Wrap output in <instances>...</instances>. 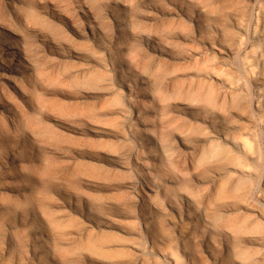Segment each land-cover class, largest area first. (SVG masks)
<instances>
[{
  "label": "rangeland",
  "instance_id": "rangeland-1",
  "mask_svg": "<svg viewBox=\"0 0 264 264\" xmlns=\"http://www.w3.org/2000/svg\"><path fill=\"white\" fill-rule=\"evenodd\" d=\"M43 1L54 2L66 13L78 15V0ZM84 2L89 10L94 11L105 30L101 47L97 48L98 57L107 58L106 51L113 49L111 56L125 57L126 61L135 63L140 61L146 51L138 43L140 41L118 35L112 27V22L107 20L115 14L129 20L133 24V32L138 36L158 33L161 39L172 40L171 53L178 61L176 66L166 62L157 69L158 71H152L150 64L146 68L141 66L142 71L149 73L150 83L148 87H139L138 93L133 94L139 109H132L127 117L111 114L117 106L120 107L124 103L126 91L123 89L115 90L110 98H106L107 101H97L98 109L102 107L109 112L104 117L105 123L123 134L120 140L116 139L117 137L104 139L92 135L77 136L56 127L49 121V117L64 115V104L73 101L70 97L76 96L75 93L83 88H94L105 80L114 79V74L105 71L87 80H80L75 86H68L64 83V78L53 74L54 64H49L53 56L49 55L44 43L39 37L32 38L30 56L35 68L29 76L30 80L25 84L32 109L17 96H12L16 106V123L12 125L0 115V264H93L94 260L108 264H167L159 258L151 257L148 245L156 241L167 249H175V244L187 231L188 218V206L179 195L188 192L200 207L210 208L217 241L216 244H211V255L204 245L189 243L193 264H214L223 255L225 259L221 264H233L236 258L244 264H255L264 254L257 248L245 245V241L246 237L253 233L264 235V220L253 218L242 208L247 202H256L257 196L264 193V110L262 113H255L252 107L255 99L256 72L245 74L236 68L238 64H243L244 54L252 44L251 35L237 43L230 22L233 16L242 14L245 15L248 26L250 22L252 24L255 21L247 4L243 0H227L223 4L216 3L217 0ZM122 4H125L126 10ZM155 4L161 7V10L157 8L155 12L163 19L158 25L144 17V10L155 9ZM175 4L184 6L191 15H195L201 7L206 8L207 17H202L198 32L186 19L179 23L171 20L168 12L172 11ZM19 8L18 15L25 19L29 16L34 18L38 30L45 33L56 32L59 39L68 36L60 27L55 28L48 20L41 18L29 2L26 1ZM0 9L1 13L4 8ZM214 25L220 27L223 41L232 44L237 50L234 70L240 78L241 91L237 96L226 98L223 102L221 91L216 87L210 98L194 103L202 108V117H208V111L212 108L219 109L221 115L214 117L216 129L226 131L233 137L239 136L238 130L233 129L234 124L241 120L242 115H249L253 125V141L249 144L253 154L251 160L240 157L233 149L223 144L206 147L194 159L195 153L201 148V140L209 129L202 123H194L190 116L183 115V118L174 109L179 100L195 99L184 91L183 83L175 84L174 91L167 89L169 81L179 74L191 70L206 71L213 67V62L206 60L207 55H204V58L199 56L202 52L204 54V49L198 40L217 38L219 32L213 29ZM178 35L188 38L187 42L179 41ZM45 63L47 64L43 66ZM63 69L66 74L70 71V66H64ZM201 85V88L208 89V86ZM155 109L158 114L152 113ZM137 115L145 121L144 124L148 126L151 134L158 137L163 145L162 150L156 146L149 147L151 159L145 160L148 167L153 164L156 166L155 174L135 166L134 158L142 157L144 151L143 127L134 120ZM179 134L182 135L181 138H178ZM95 149L125 153L126 171L117 172L108 164L89 161L74 153L78 150L94 152ZM234 165H247L250 173L240 178L235 176V173H229V168ZM90 177L96 180L93 186L86 184L85 178ZM136 177L156 186L166 184L165 197L155 200L157 208L151 204L136 206L135 197L123 187L127 182L137 179ZM233 183L236 187L229 189ZM215 185L217 192L212 193V187ZM172 206L177 207L179 212ZM227 209L235 213L224 215ZM164 212L169 214V218L164 217ZM106 218H110L113 226L105 223ZM144 220L150 222L147 230L142 226ZM226 230H230V234L226 233ZM197 233L201 238L207 237V230H203L201 226ZM90 238L95 242L94 247L87 245L86 241ZM130 242L141 244L144 253L141 255L130 249ZM32 245L39 254L37 258L32 255ZM178 253L181 263L189 264L184 253L180 250Z\"/></svg>",
  "mask_w": 264,
  "mask_h": 264
},
{
  "label": "bare ground",
  "instance_id": "bare-ground-1",
  "mask_svg": "<svg viewBox=\"0 0 264 264\" xmlns=\"http://www.w3.org/2000/svg\"><path fill=\"white\" fill-rule=\"evenodd\" d=\"M26 1L32 5L33 10L37 14L41 15H39L41 18L48 20V23L50 22L51 26L55 28L60 27L64 32L68 34V36H64L60 38V40L59 38H57L55 34L56 32L45 33L41 30H38V24L31 16L26 17V19L21 18L18 15L17 11H19V7H21ZM243 1L245 4H247L248 10L250 11V14L253 16V20L255 21L252 24L250 22L248 26L244 14L237 16L235 15L230 21L236 35L235 39L237 43L242 42L248 35H251L252 38V44L244 54V61H242L243 64H238L236 68L242 73L244 72L245 74L256 72L254 81L255 99L252 107L255 113H262L264 110V7L262 6L264 5V0ZM225 2H227V0H217L216 3L223 4ZM78 3L80 4V6L78 7V15L76 16L74 14L72 15L66 13L60 6L55 5L54 2L47 3L43 0H0V8L3 7V11H5H1L0 13V115L6 118L12 125L16 123V106L13 103L12 96H17L27 107H30L32 109V103L30 102L27 95L25 84L30 80L29 76L35 68L33 58L30 56V41L33 37H39V39H41V41L44 43L49 55L53 56L52 59H50L49 63L54 64L53 74H57L58 76L64 78L63 81L68 86H75L76 82L80 80H87L91 76L100 75L105 71H110L114 74V79L109 81L105 80L100 86L94 88L87 87L88 89L83 88V90L75 93L76 96H74L73 98L70 97L71 99H73L72 103H63V107L65 108V110L63 111L64 115H62L63 117H57L55 115L50 116L49 121H51L62 131L70 133L72 135H92L104 139L106 137H117L116 139L120 140L123 137V134L110 128L111 125L109 127L107 123H105L104 117L109 112L105 111V109H102V107L101 109H98L99 107L97 106V101L108 98L117 89H123L124 91H126V94L124 96V103L120 107L117 106L118 108L115 109L111 114L117 115L119 117H127L132 109H134L135 111L136 109H139V104L133 97V94L138 93L141 87H148L150 83L149 73L146 71H142L141 66H143V68H146V66L150 64L152 71L157 70L162 66V64H165L166 62L170 65L173 64L174 66H176L175 64L178 60L173 56L170 49L172 40L169 41L168 39H161L157 35L158 33L138 36L134 33L135 31L133 32V24H131L129 20L122 19L121 17L112 14V18L108 17L107 20L112 22V27L115 29L118 35L120 37L125 38L127 36L130 39L140 41L138 43H140L146 51L144 55L140 57V61L135 63L126 61L125 57L120 58L111 56L113 53V49L107 50V58L102 59L97 55V48L99 49L101 47V41L103 37L102 35L104 34L105 30L95 16L94 11L89 10V7L86 5L84 0H78ZM153 6L155 9L149 8L151 10H144V17L145 19L153 20L154 23H157L158 25V23L161 22V20L163 21V19L157 12H155V10H157V8L161 10V7L156 4ZM122 7L124 10L127 9L125 4H122ZM171 10L172 11L168 12L171 20L177 21L179 23V21L186 19L196 27L197 32L201 28L203 19L202 17H207V10L204 7L198 9V12L195 15L189 14L186 11V8L182 5L178 6L177 4H175V6ZM213 29H215L218 33L220 27L214 25ZM220 34L221 33L219 32L218 37L215 39L206 41H202L200 39L198 40L202 45L201 47L204 49V54L202 52V54H200L199 56L204 58L203 56L207 55L206 57L208 59L206 60H211L213 62V67L207 69L206 71L200 72L191 70L188 73L179 74L169 81L167 89H172V91H174L173 86L175 84L183 83L184 91L195 99H189L190 101H182L178 99L179 101L175 103L174 109L179 114H181L183 118L184 116H190L194 120V123H202L209 129L207 134L202 138L201 148L199 150L197 149L198 151L196 150L197 152L195 153L196 155L194 154V159L197 158L201 154L200 152H203L206 147L214 146L216 144H223L224 146L233 149L234 152H236V154H238L240 157L251 160L253 159V154L249 149V144L250 141H253L251 132L253 125L251 123L250 116L247 114L242 115L240 118L241 120L234 124L233 129L238 130L239 136L233 137L226 131H217V126L214 123V117H218L219 115H221V111L219 109L212 108L208 111V117H202L200 115L202 108L198 104L194 103L199 102L200 100L205 101L210 98L209 96H211V92H213L216 87L221 91L220 96L224 98L223 102L226 98H233L237 96L241 91L240 78L235 74L236 72L234 70L236 69L234 68V60L237 55V50L232 44H227L226 42H224ZM187 39L188 38L183 35H178L179 41H183L186 43ZM47 63H45L43 66H45ZM64 66H70V71L66 74L62 71L64 70ZM228 74H230V76ZM137 80L139 81L138 85ZM201 84H204V86H208V89H205L204 87L201 88ZM156 111L157 110L155 109L152 113L158 114V111ZM138 113H140V111H138ZM109 119L111 121V118ZM134 120L143 127L142 132L144 135V137L142 138V147L144 148L143 156H136L134 158L135 166L139 167L141 170H147V172L150 174H155L157 171L156 166L153 164L151 165V167H148L145 160L151 159V155L149 154V147L156 146L157 148L159 147L160 150H162L163 145L160 143L158 137H155L151 134L148 126L144 124L145 121L143 122L142 118L139 117V115H137ZM122 127L125 128L124 126ZM183 134L185 135V133ZM181 137L182 135L179 134L178 138ZM115 143L117 142L115 141ZM183 144L184 146H186L185 143ZM102 149H95L93 150L94 152H83L78 150L74 153H76V155L80 157H85L83 159H89V161L92 160L108 164L109 166L117 170V172L124 170L126 171L127 166L124 158L125 153H117V150V152L115 151L116 153H114V151L112 152ZM130 165L132 166V164ZM228 172L235 173V176L239 178L247 176L250 173L247 165L231 166ZM85 180L88 186H93L94 184H96V180H92L91 177L85 178ZM216 185L212 187V190L214 189V192L212 193L217 192ZM123 187L135 197V201L137 204L136 206L139 207H142L145 204H151L152 207L157 208L158 204L155 203V200L161 197H165V193L167 191L166 184H160L156 186L154 184L146 182L141 177L127 182ZM235 187L236 184L233 183L230 184L229 189H234ZM188 193H180L179 195L181 200L184 201L188 206L186 212L188 218L186 224L187 231L185 232L184 236H181L182 238L177 242V244H175L177 247L175 246V249H167L156 241H152L151 243L149 242L150 245H148L150 247L149 255L153 258H159L165 261V263L167 264H182L178 257L179 250L184 253V256L187 258L188 263L193 264V258L188 248L189 243H199L204 245L206 248H208L207 250L210 255L212 254L211 244L217 243L214 236V223L211 217L212 213L211 211H209L210 208L205 206L200 207V205L192 197V195ZM257 198L258 200H256V202L254 203L247 202L243 206L242 210L246 213H250L253 218L264 220V193H260ZM172 208L179 212L177 207L172 206ZM196 208H198V210ZM233 212L231 209H227L224 212V215H232ZM162 214L164 215V217L169 218V214L167 212H164ZM105 223L108 226H113L114 224L110 220V218H106ZM142 226L143 229L147 230L149 229L150 222L148 220H144L142 222ZM200 226L203 230H207L206 238H201L198 236L197 232ZM225 232L230 234V230H226ZM226 236L228 235L226 234ZM86 242L89 247L95 246V242H93L91 238ZM245 243V245H250L253 248H257L261 254H264V235L257 233L250 234L248 237H246ZM128 247L141 255L144 253L143 246L141 244L130 242L128 244ZM32 249L33 257H39L36 247L32 245ZM224 259L225 256L223 255L218 260H216L214 264H221ZM92 262L93 264H108L104 261L99 260H94ZM233 264L244 263L236 258L233 260ZM255 264H264V257L258 258Z\"/></svg>",
  "mask_w": 264,
  "mask_h": 264
}]
</instances>
